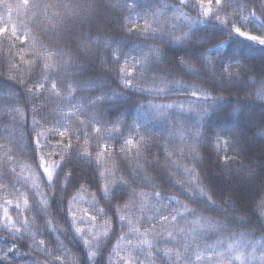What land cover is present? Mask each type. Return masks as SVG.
Wrapping results in <instances>:
<instances>
[{
  "label": "clouds",
  "instance_id": "9594fccd",
  "mask_svg": "<svg viewBox=\"0 0 264 264\" xmlns=\"http://www.w3.org/2000/svg\"><path fill=\"white\" fill-rule=\"evenodd\" d=\"M24 6L31 63L0 43V79L45 120L85 117L92 155L70 154L96 183L66 191L72 167L37 176L35 128L0 114V264H264V48L229 43L237 28L264 36V0H215L208 15L200 0Z\"/></svg>",
  "mask_w": 264,
  "mask_h": 264
},
{
  "label": "trees",
  "instance_id": "16d2710c",
  "mask_svg": "<svg viewBox=\"0 0 264 264\" xmlns=\"http://www.w3.org/2000/svg\"><path fill=\"white\" fill-rule=\"evenodd\" d=\"M5 3L11 7L6 9L4 7ZM28 17L29 10L27 6L22 5V0H2V2H0V28L7 29V32L0 35V43L11 46L13 49L20 50V54L16 55V61L20 62L23 60L25 66L28 65V61H31V50L27 48L28 40L25 42L26 33L28 32L25 25L28 21ZM253 27L259 31L260 28H264V21H258ZM250 34L257 33L250 32ZM229 43L234 44L237 47L243 46L249 51L256 52L257 55H260L259 49L264 48V45H259L255 41L248 40L245 37L238 35H234ZM12 75H15V73ZM13 83L16 82L0 79V91H4L0 93V114L6 115L8 121H11L12 119V114L9 111V108L13 106V104L10 103L13 95H10L12 91H6L8 89L15 88L18 92H20L21 98H24L21 90L22 85L16 86L13 85ZM46 86L47 84H45V87ZM40 92L41 91L38 89L36 90L37 94ZM14 106L22 109L24 113V119H21V117L18 116V119H20L24 124V132L21 134H27L29 130L35 128V131L29 133V144L27 147L31 158L36 160L40 165V167L36 169L37 176L47 175L44 172L43 164V161H47V166L53 168L54 173L58 171L59 174L66 167H72L76 173H79L70 177L69 185L66 191L70 190L74 186H77L82 178L89 179V181L93 184L96 183V180L94 179V166L86 164L85 159L79 157L78 154H70L72 149L65 148V145L69 143H71L74 147L78 143L77 137H79V144L82 145L84 139H88L89 150L93 151L95 144L91 138H88V134L94 133V130L81 123L85 117L79 115V113H77L76 116H72L71 112L65 110L68 112V118L62 127L61 124L57 123L54 119H52V117H48V119L45 120L42 118L41 114L34 113L31 105L26 107L23 103H16ZM51 107L56 106L51 105L48 108H43V111L47 112ZM71 111L75 110L73 109ZM77 116H79V119H77ZM33 118H35L36 121H39V127L34 125ZM65 131L68 133L66 136L59 135V132ZM3 132L4 129H0V134ZM37 132L43 134L37 135ZM99 151H103V144L101 145ZM68 154H70V158L64 161V158H66ZM98 162L101 165H104L105 169L110 167V162L107 159L106 153L104 154L103 161ZM28 166L34 167L31 160H26L24 164L21 165V167L25 169V175L31 176L32 173L27 170ZM59 166H61L60 169ZM53 204L58 207L60 205V201L57 198H54ZM75 206L77 208L88 207V195L86 192H80V195L75 201Z\"/></svg>",
  "mask_w": 264,
  "mask_h": 264
},
{
  "label": "snow or ice",
  "instance_id": "6c2138e0",
  "mask_svg": "<svg viewBox=\"0 0 264 264\" xmlns=\"http://www.w3.org/2000/svg\"><path fill=\"white\" fill-rule=\"evenodd\" d=\"M27 3H28V0H22V5H26ZM200 3H201L202 10H203V14L204 15H208V14H210L213 11L212 5H213V3H215V0H200ZM236 31L239 32L241 35L249 38V39L256 40V41L260 42L261 44H264V36H262V35H259V34H250L249 32H244L240 28H237ZM5 32H7V29L6 28H0V35H2ZM25 42H27V37H25ZM22 59H23V57H22ZM28 63H31V61H28ZM50 66L51 65L48 64V63L45 64V67H50ZM10 75H11V73H10ZM44 87H45L44 84H40V85L36 86V88H34L33 91H36L38 89L39 91L42 92L44 90ZM56 91L58 92L59 89L57 88ZM10 95H13V93H10ZM9 111L10 112H13L14 111L18 116L21 117V119H24V113H23V110L22 109L17 108V107H15L13 105V106H11L9 108ZM33 123L37 127H39V121H36L35 118H33ZM61 126L63 127V125H61ZM42 134L43 133L37 132V135H42ZM67 134L68 133L66 131L65 132H59V135H61V136H66ZM79 139L80 138L77 137L78 144H79ZM88 145H89V140L88 139H84L83 144L82 145L79 144V147H80V149L82 150V152L84 154H87V155L91 156L93 151H90L89 150ZM127 145H128V148L129 149L136 148L138 146V142L135 139H131L130 138L127 141ZM65 148H67V149H73V145L71 143H69V144L65 145ZM0 150H2V146H0ZM108 151H109L108 145L107 144H103V151L102 152L101 151L96 152L95 159L97 161L102 162L103 161L104 154L106 152H108ZM65 159L66 158H64V160ZM43 164H44V172L49 177H53L55 175V173L53 171V168L47 166V161H43ZM38 167H40V165H38ZM107 170L108 169H105V171H107ZM34 182H36V181H34ZM77 195L79 196L80 193H77ZM74 199H75V197H74Z\"/></svg>",
  "mask_w": 264,
  "mask_h": 264
}]
</instances>
